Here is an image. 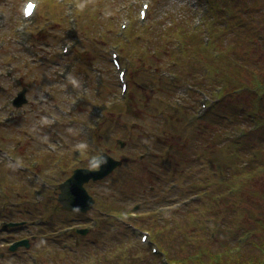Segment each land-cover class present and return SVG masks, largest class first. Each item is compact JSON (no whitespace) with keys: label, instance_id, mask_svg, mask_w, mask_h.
I'll list each match as a JSON object with an SVG mask.
<instances>
[{"label":"rangeland","instance_id":"1","mask_svg":"<svg viewBox=\"0 0 264 264\" xmlns=\"http://www.w3.org/2000/svg\"><path fill=\"white\" fill-rule=\"evenodd\" d=\"M25 1L0 0V14L8 16L7 26L0 20V219L19 221L17 226L24 227L45 216L47 221L57 218L55 228L62 227L70 223V212L58 202L59 183L77 167H93L91 160L102 152L124 164L110 177L86 185L96 198L87 213L89 230L95 234L87 238L90 232H80L82 243L86 240L81 250L87 256L70 251L73 245L81 247L77 239L64 247L38 237L29 240L28 247L12 249L9 241L22 239L27 231L24 227L11 235L14 230L8 225L0 227V264H14L15 252L27 262L26 251L44 254L51 246H57V257L71 264H89L91 257L98 264H128L124 254H145L143 236L152 240L161 229L172 233L176 257L203 251L211 245L213 231L232 245L242 226H257L264 234V144L247 143L245 138L236 152L226 136L252 123L246 112L253 104L240 109L242 122H229L225 116L213 126L207 116L197 119L205 113L199 105L207 96L202 92L216 99V87L231 77L232 84L251 92L252 73L264 78V0H214L217 21L206 11L207 0H77L78 6L72 3L69 10L67 0H40L32 18L20 15ZM143 2L150 4L145 21L139 18ZM226 9L232 14L229 26L222 19ZM125 21L127 28L121 26ZM69 30L74 35L67 37ZM11 35L16 41L24 35L20 44L27 40L28 49ZM204 37L214 39V48L212 43L210 50L205 47ZM177 38L185 45L190 39L191 47H174ZM113 52L122 59L126 90L112 62ZM55 53H62L59 59ZM68 65L71 69L63 77ZM11 69L15 84L7 75ZM173 69L170 82L167 71ZM23 88L27 103L13 110L11 96ZM167 102H173V111ZM164 116L170 118V126L164 124ZM142 140L153 143L152 157H138L147 154ZM169 143L175 150L166 156ZM172 180L173 193L167 190ZM133 203H141L128 220L137 227L135 235L125 230L126 220L103 214L116 210L122 216L120 210L133 209ZM158 217L157 226L164 227L154 229ZM153 258L148 264H159Z\"/></svg>","mask_w":264,"mask_h":264},{"label":"trees","instance_id":"2","mask_svg":"<svg viewBox=\"0 0 264 264\" xmlns=\"http://www.w3.org/2000/svg\"><path fill=\"white\" fill-rule=\"evenodd\" d=\"M172 29V28H170ZM174 32L175 30L172 29ZM236 50V49H235ZM235 50L233 54V58L235 55ZM237 62L241 61V58L239 57V50H237ZM223 70V69H221ZM252 74H255V76L252 77L253 82H255V85L253 86V91L249 92V90H236L239 85L232 84L231 80L233 79L231 77V80H228V83L230 86L226 87L227 93L225 94L222 101L215 104L213 107L210 108V110L206 113L205 116L208 123H210L213 126L218 125L220 121H225L224 116L225 115H232L234 117V122L241 120L239 119V114H242L241 108L242 106H248L252 103L259 104V108H261L262 114H260L261 111H259L257 115V120L259 121L260 128H258L255 131H250L246 133L244 139H247V143L252 142L255 144L254 141H256V144L259 143L260 145L264 144V78L258 76V72H253ZM223 74H220V76ZM237 82V78H235ZM232 85V86H231ZM238 92L236 95L232 92ZM234 97L238 100L239 104L237 106L234 105ZM249 101V104H246V102ZM243 117V116H242ZM243 139V140H244ZM241 141L239 142H233L234 144V150H238L240 148ZM237 152V151H236ZM169 168V167H167ZM157 190V187L155 188V192ZM154 192V193H155ZM115 209V208H113ZM99 210H104L99 208ZM106 216H111L115 219H121L122 221H128L132 220L129 216H127V213L129 212L128 209L120 210L122 213V216L119 212L116 210H105L104 211ZM157 216V215H156ZM57 218H53L50 221H43L38 226L43 227L45 230H33L35 231V235H38V237H42L43 241L50 240L52 242V245L60 244L64 241H68L70 239H78L80 234L77 233V230H72L71 226L75 223H81L87 221L89 218L87 217V214L79 213V212H71L69 221L70 223L62 226L61 230H57L56 223L54 222ZM161 218L155 219V222L152 224L153 228L156 229L158 227H164V226H157V221H160ZM258 224H261V222H258ZM134 226L132 222H127V228L125 227V230L131 231V227ZM26 227V226H24ZM22 226H14L12 227V230L14 232H11V235H14V233L21 231ZM55 228V229H54ZM248 228H254V229H248ZM66 229V230H65ZM247 229V230H246ZM240 232L235 238V244H230V241L222 242L219 239V236L217 237V232L213 231V236L211 237V245L206 246L203 248V251L198 253H193L192 256L183 255L182 257H176L173 256V248L172 243L173 238L171 237L172 233L170 231L166 230H159L158 232L154 233V238L152 237L151 241H154V243H158L157 251H152L150 249V244L148 247H146V253L140 254L139 252L135 251V253H130L129 255L124 254L125 260H128V264H148L151 260V257H154L153 260L155 262H159V264H264V234H259L257 231H260L259 227H247L242 226L240 229ZM25 231V230H24ZM91 231V230H90ZM89 231V232H90ZM2 230H0V233ZM95 234L94 232L88 233L85 237L90 238L91 235ZM45 235V237L43 236ZM52 235V236H49ZM254 237V238H252ZM81 244H84L81 238L78 240ZM46 242V241H45ZM148 245V244H146ZM162 245L166 248L165 250L162 249ZM83 246V245H82ZM82 246L80 248L73 245L71 248V252L74 254L81 253L82 255H85L82 253ZM237 246V249L235 250ZM57 246H51L49 249L45 250L46 253L41 254L38 251L30 250L26 251L29 258L27 262H24L22 258L18 257L17 252L14 253L15 259L13 260L14 264H71L68 259H60V257H57L58 250L56 249ZM145 247V246H144ZM53 248V249H52ZM75 248H78L79 250H74ZM29 252V253H28ZM129 252V251H126ZM31 253L35 255V260L32 262ZM139 254V255H138ZM27 256V255H26ZM87 256V255H85ZM123 256V257H124ZM56 258L59 260V263H56L53 258ZM93 257L89 259L90 260ZM124 259V258H123ZM109 262L108 260H105L102 262V264H107ZM72 264H80L77 261H72ZM98 264V262L96 263ZM158 264V263H157Z\"/></svg>","mask_w":264,"mask_h":264},{"label":"water","instance_id":"3","mask_svg":"<svg viewBox=\"0 0 264 264\" xmlns=\"http://www.w3.org/2000/svg\"><path fill=\"white\" fill-rule=\"evenodd\" d=\"M27 102L24 91L20 93L15 104L21 106ZM93 164L100 166V169H88L80 168L75 170L72 177H70L65 183L60 185L59 201L64 208L70 211L87 212L93 208L95 204L94 197L88 192L85 184L90 180H100L111 174L123 161L117 160L108 154H104L101 157L93 159ZM84 232L87 230L84 229ZM20 245L29 246L28 240L17 241L11 248L16 249Z\"/></svg>","mask_w":264,"mask_h":264},{"label":"bare ground","instance_id":"4","mask_svg":"<svg viewBox=\"0 0 264 264\" xmlns=\"http://www.w3.org/2000/svg\"><path fill=\"white\" fill-rule=\"evenodd\" d=\"M35 11H36V9H35ZM35 14V12L32 14V16ZM128 222V221H127Z\"/></svg>","mask_w":264,"mask_h":264}]
</instances>
